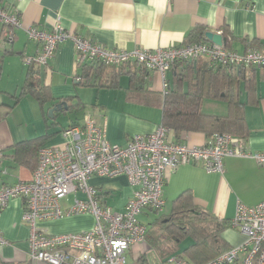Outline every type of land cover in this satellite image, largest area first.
<instances>
[{"label":"crops","instance_id":"1","mask_svg":"<svg viewBox=\"0 0 264 264\" xmlns=\"http://www.w3.org/2000/svg\"><path fill=\"white\" fill-rule=\"evenodd\" d=\"M1 4L18 14L23 27L16 31L13 43L3 44L0 23V150L4 153L0 162V187L32 180L36 166L26 145L28 141L49 134L40 149L63 146V130L74 122L82 124L87 115L104 129L110 142L121 146L134 135L154 132L163 120L159 72L147 71L137 91L131 88L134 71L132 74L122 72L117 87L95 86L99 80L106 82L112 78L117 69L103 67L102 71L95 72L94 67L98 65L86 63L91 67L88 79L85 65L77 63L72 41L60 45L46 66L27 65L25 58L36 56L41 49L40 44L29 39L28 27L52 29L60 18L67 30L110 49L128 51L184 45L191 31L202 27L206 33H219L228 39L230 50L241 54L252 49L264 51V0H2ZM224 31L228 32V38L223 35ZM199 61L207 59L199 58ZM32 69L40 85L50 88L51 99L45 104L31 92L23 91L32 81L29 76ZM175 69L180 71L181 67ZM173 75L174 70L167 75L170 83ZM237 77L236 100L244 105L248 128L243 137L245 148L264 152V67L245 68ZM64 102L80 103L79 112L56 111L51 119L49 111ZM203 112L228 116L229 102L205 99ZM168 138L189 147L205 145L210 139L204 133H189L177 138L171 131ZM114 179L116 186L113 187H107L106 179L98 176L93 177L90 184L99 189L108 206L123 211L133 188L125 175ZM184 192H190L193 204L216 220L230 221L239 204L254 206L264 202V166L250 159L226 158L223 172L207 173L201 166L186 164L167 175L163 193L166 207L171 209ZM23 212L24 199L17 197L10 201L0 217V230L9 242L0 246V257L7 262L29 261L30 229L22 220ZM161 214H168L166 208ZM159 216L157 214L156 219ZM143 217L152 220V212L142 215L141 221L145 223ZM93 225L94 217L83 215L41 223L40 227L49 234L58 235L85 232ZM223 236L231 248L243 241L240 233L232 228ZM149 251L156 254L146 242L135 246L127 256L133 255L137 260L146 255L149 259Z\"/></svg>","mask_w":264,"mask_h":264},{"label":"built area","instance_id":"2","mask_svg":"<svg viewBox=\"0 0 264 264\" xmlns=\"http://www.w3.org/2000/svg\"><path fill=\"white\" fill-rule=\"evenodd\" d=\"M1 1V41L9 44L23 25L18 14L3 8ZM26 32L31 41L41 45L36 56L25 58L27 65L46 66L60 45L72 41L79 66L136 64L160 73L163 94L170 88L167 75L179 62L206 58L213 68L264 67V51L252 49L241 54L213 43H186L155 50L110 49L67 30L60 18L52 29L30 26ZM169 133L160 125L152 133L134 135L121 146L110 142L104 129L87 115L82 124L63 130V146L41 148L32 180L0 187V217L12 199H24L22 220L30 229L29 260L39 264H127L128 253L146 242L148 229L141 221L142 215L146 211L159 214L166 208L163 193L170 172L186 164L201 166L207 173L223 172L226 158L250 159L264 166V152L247 150L243 138L216 133L205 145L189 147L169 140ZM3 158L0 150V162ZM123 175L133 194L124 210L116 211L103 201V194L90 180ZM70 195H74L72 200ZM83 215L94 217L93 227L85 232L52 235L40 227L41 223ZM229 223L243 241L205 264H264V202L239 204ZM8 244L0 230V246ZM168 263L186 261L172 256Z\"/></svg>","mask_w":264,"mask_h":264},{"label":"trees","instance_id":"3","mask_svg":"<svg viewBox=\"0 0 264 264\" xmlns=\"http://www.w3.org/2000/svg\"><path fill=\"white\" fill-rule=\"evenodd\" d=\"M229 36L228 32H223ZM226 40V39H225ZM208 43L206 31L198 27L191 31L187 44ZM226 40L225 47L229 48ZM180 71L174 69V75L170 88L166 94L161 95V106L163 111L162 125L174 133L177 138L189 133H204L212 137L216 133L230 134L235 138L246 137L248 128L246 126L243 104L236 100L237 75L244 69L234 67H210L208 61L179 62ZM105 66L94 67L95 72L102 71ZM88 79L91 75V67L83 66ZM109 68V67H108ZM117 69L108 81L95 82V86L114 88L118 86V78L122 72L133 74L131 77V88L139 90V84L144 80L147 70L136 64H129ZM132 68V69H131ZM131 69V70H129ZM34 70L29 73L32 78L24 88V92H31L42 103L51 99L48 86H41L34 76ZM87 79V80H88ZM37 81V82H36ZM87 82V84H89ZM205 99H223L229 102L230 113L228 116H217L203 112ZM68 104V103H67ZM80 103L68 104V111L79 112ZM66 112L65 109L57 111ZM76 125V122L70 126ZM66 129V128H65ZM49 134L43 138L28 141L26 145L34 157L37 166L39 150ZM34 166V167H35ZM158 214V213H157ZM149 226L146 242L157 252L162 263L168 262L172 256H178L186 261V264H205L215 257L229 251L231 247L224 239V233L230 228L229 221H218L206 210L193 204L192 194L184 192L173 203L168 214H161ZM192 238L193 242L179 254V246L184 238ZM145 242V243H146ZM0 264H34L31 260L23 263H12L0 257ZM135 264H150L146 255H141Z\"/></svg>","mask_w":264,"mask_h":264},{"label":"rangeland","instance_id":"4","mask_svg":"<svg viewBox=\"0 0 264 264\" xmlns=\"http://www.w3.org/2000/svg\"><path fill=\"white\" fill-rule=\"evenodd\" d=\"M96 92L95 93H97V90H95ZM104 93V95H105V93H107V92H103ZM95 98H97V96H96V94H95ZM207 103V102H206ZM207 110V105L206 104H204V111H206ZM106 179V183H105V185L107 186V187H113L114 185H115V183H113L116 179H114V178H105ZM116 186V185H115ZM73 197H74V195H70L69 196V199L70 200H72L73 199ZM166 210L168 211V213H169V211L171 210L170 208H169V206H167L166 207ZM156 217H157V213H153L152 212V220H148V219H145L144 217H143V221L146 223V225L147 226H149V223H150V221H154L155 219H156ZM193 242V240H192V238H190V237H188V238H184L183 239V241H181V243H180V250H179V252L180 253H182L183 252V250L189 245V244H191ZM179 253V254H180ZM158 256V254H157V252H156V254L153 252V251H149V260H150V262L152 263V264H169L168 262H164V263H162V261L160 260V258L159 257H157ZM135 259L133 258V255H129V256H127V264H135ZM34 264H37V263H34Z\"/></svg>","mask_w":264,"mask_h":264},{"label":"water","instance_id":"5","mask_svg":"<svg viewBox=\"0 0 264 264\" xmlns=\"http://www.w3.org/2000/svg\"><path fill=\"white\" fill-rule=\"evenodd\" d=\"M206 38L209 42L216 44L218 46H225L226 44V40L223 38V36L219 33H215V32H207L206 33ZM61 109H65V111H68V106L67 103H61L56 105L55 107H53L50 111H49V117L51 119L54 118V113L56 111H59Z\"/></svg>","mask_w":264,"mask_h":264}]
</instances>
